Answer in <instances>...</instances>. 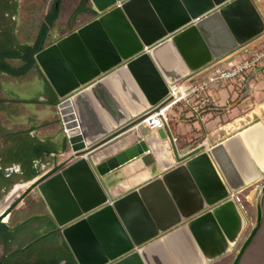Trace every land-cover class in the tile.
Returning a JSON list of instances; mask_svg holds the SVG:
<instances>
[{
    "label": "water",
    "instance_id": "95a60500",
    "mask_svg": "<svg viewBox=\"0 0 264 264\" xmlns=\"http://www.w3.org/2000/svg\"><path fill=\"white\" fill-rule=\"evenodd\" d=\"M91 0L98 18L35 55L71 150L36 189L77 264H213L247 218L230 196L264 178V122L179 156L157 130L94 165L88 155L131 130L167 85L264 33L253 0ZM140 159L161 175L110 199L97 176ZM178 164V165H175ZM231 264H238L261 221Z\"/></svg>",
    "mask_w": 264,
    "mask_h": 264
},
{
    "label": "crops",
    "instance_id": "0c3cea01",
    "mask_svg": "<svg viewBox=\"0 0 264 264\" xmlns=\"http://www.w3.org/2000/svg\"><path fill=\"white\" fill-rule=\"evenodd\" d=\"M122 1L123 0L119 2ZM253 2L257 6L258 0H253ZM257 8L259 9L262 17H264V12H262L259 7ZM78 14L80 16L83 14L86 16V18L82 20H76V16L73 20H71V22H69L70 25H68L69 28L67 30L60 31L57 27H55L50 32L49 45H52L63 37L77 31L80 27L93 21L101 15L95 9V6L91 2V0H84V2L82 1V4L80 5V12ZM59 19L56 22L57 24L60 23ZM32 75L35 76L34 79L37 81V87L46 90L48 80L40 71L39 66L38 71L32 73ZM236 87V84L229 83L223 87L211 88L207 93L209 98L207 107L202 109L197 114L193 113L187 107H176L175 109H173V113L169 115L167 126L160 127L157 129V131L161 136H164L165 134L170 138H174L175 141L173 142L172 140H170V142H172V145L174 146L178 155L182 156L199 147L200 145H205L206 148H209L258 121L264 122V78H262V80L258 79L253 82L251 86L252 88L250 90L245 89L243 91L239 87V91L237 90L238 92H236ZM243 94H245V96H242ZM16 97L19 98V96ZM23 103L29 104L30 102L27 101ZM252 103L255 105V107L252 110L248 111V104ZM46 106H50V104H47ZM54 107L56 109V106ZM256 109H258L259 113H256ZM220 110H224L222 113L229 115L231 118L225 121L223 119H220L218 121L214 120V122H211V120H213V118L217 115V112ZM48 112L50 113V111ZM210 112H213L214 116H210ZM55 114H57L56 111ZM208 122L212 123V127L210 129H208ZM50 128L51 133L44 134V136L40 140L46 141L49 146L52 147L53 152L50 154L51 160L47 162V165L53 169L54 167L58 168V165L64 162L62 161V159L58 158L63 156L64 153H68L70 148L66 135L62 132V127L60 129L57 125H55L54 127L51 126L48 128H43L41 130H47ZM140 128L136 129L133 127L131 130L123 133L122 135L112 138L107 142L97 146L88 155L91 163L97 165L126 149L129 145L133 144V132L135 130H140ZM32 129L34 130L35 128ZM145 130L147 133L153 132L147 129ZM66 144L67 150H64V146ZM152 168L153 167L146 168L140 159H134L107 173L105 176L97 177L102 187L107 192L109 198L113 200L135 190L141 185H144L150 180L161 175L160 172H155L154 170H152ZM41 177L42 175L38 174L32 180L23 183V185H25L24 190H22L17 196L21 197V195L24 193H26V195L24 196V198L20 199V202L18 203L16 208L9 214L8 220L14 214L18 215L19 217H23L31 210L33 214L30 217L36 216L38 218L29 219L26 222L22 223L23 230L21 236L18 238V243H23V241L26 240V243H24V245L21 244L22 247H24L25 245L36 239H42L41 244H39V246L37 247V251H44L43 253H45V251L47 250L48 252H53V254L51 253V255L48 253L49 256H52L56 255L55 253L58 251V244H61L62 242L66 244V242L63 239L59 228H57L55 222L53 221L48 208L46 207L43 199L36 189V186L33 187L31 185ZM260 182H264V178H262L254 185L248 187H252L253 189L250 190L247 194H244V192L248 190V188H245L236 193L234 200L240 206L244 213L246 212L245 208L252 205L250 202L252 194L258 191L259 187L257 184H259ZM27 183H29L28 186L26 185ZM244 204L247 205L245 206ZM22 220H24V218H20L17 223L20 221L22 222ZM14 224H16V222L12 223L11 225ZM58 231L60 234H58ZM30 234L32 236L31 239H27V236ZM69 252L71 253L75 263L77 264L75 257L73 256L70 249ZM213 264L216 263L214 262Z\"/></svg>",
    "mask_w": 264,
    "mask_h": 264
},
{
    "label": "rangeland",
    "instance_id": "374dc122",
    "mask_svg": "<svg viewBox=\"0 0 264 264\" xmlns=\"http://www.w3.org/2000/svg\"><path fill=\"white\" fill-rule=\"evenodd\" d=\"M80 2L81 0H62L61 13L59 19L60 23L58 24V26H56L60 31L67 30L69 28L68 26L70 25L68 23L69 16L75 12L77 7H80ZM14 3L17 6L16 13L13 10ZM50 3L51 0H11L10 10L5 14V16L9 18L12 23L15 24V28L18 32V35L22 39L23 36L21 34V31L22 32L23 31L30 32L32 30L34 31L38 25V20L40 18L39 15L46 12ZM257 7H259L261 11L264 12V0H258ZM78 13L76 14L77 16L76 20L77 19L82 20L86 18L85 15L82 14L80 16ZM34 78L35 76H33L32 74H29L23 78H18V79L9 78L5 75H0V98L9 101L8 103L0 104V145L1 144H4V146L8 145V142H10V138L12 139L16 137L17 138L25 137L26 139L27 133H25L24 131L28 129L32 130V128L35 129L33 130V132L31 131V133H29V136H33L35 138L41 139L44 136V134L51 133V128L47 130H41L43 128H46L43 127L45 123L56 121L57 122L56 125L61 129L60 118L58 114H55V111L57 113L55 107L51 105L46 106L47 104L46 105L41 104V102H44V100H46L47 98V91L37 87V81ZM262 78H264V76H262L260 80H262ZM233 84H236L237 86L236 92H238L239 85L237 83H233ZM16 96H19V98H17ZM242 96H245V94H243ZM19 99L27 100L30 103L25 104L23 102H16V103L11 102V101H17ZM47 107L49 108V110ZM254 107L255 105L253 103L248 104L247 110L248 111L252 110ZM48 111H50V113ZM223 111L222 110L218 111L217 115L213 118V120H211V122H214V120L218 121L220 119H223L225 121L231 118L229 115L222 113ZM209 115L214 116L213 112H210ZM211 124L212 123L208 122V129L212 127ZM70 153L71 150H69L68 153H64L63 156H61L58 159H62V161H65L70 157L71 155ZM49 169H51L50 166H43V167L40 166L38 168L39 171L38 174H41L42 176H46L48 174L47 171H50ZM261 183L262 182L257 184L259 188ZM37 184L35 181L31 185L34 187ZM26 185L28 186L29 183H27ZM252 189H253L252 187L248 188V190H246L244 194H247ZM256 194L257 191L254 194H252V198L250 201L252 205L246 207V212L244 214L245 217L247 218V226L238 245L232 248L231 252L228 253L226 256L215 262L216 264H231L240 245L243 243L248 233L254 227L255 219H256V202H257ZM261 210H262V219H264V197H262V201H261ZM31 237L32 236L30 234L27 236V239H31ZM25 241H23V243L21 242L18 243L17 246H19V244L24 245V243H26ZM11 249H14V246L10 247L8 250ZM43 252L44 251L40 253ZM0 253H1V249H0ZM45 253L47 254L49 253L50 255L51 253L53 254V252H48L47 250L45 251ZM22 256L25 257V259L27 260H32L33 258L37 257L35 253H30V254L25 253ZM238 264H264V220H262V224L259 229V232L255 235L251 243L248 245L247 249L243 253Z\"/></svg>",
    "mask_w": 264,
    "mask_h": 264
},
{
    "label": "trees",
    "instance_id": "16d2710c",
    "mask_svg": "<svg viewBox=\"0 0 264 264\" xmlns=\"http://www.w3.org/2000/svg\"><path fill=\"white\" fill-rule=\"evenodd\" d=\"M82 1L84 2V0H81V4ZM61 5L62 0H51V3L48 6L46 12L39 15L40 18L38 20L37 28L34 31H30L31 33L28 31H21V34L23 36V38L21 39L15 28V24L12 23L10 19L5 16V14L10 10L11 0H0V75H5L9 78L18 79L38 71V65L35 61V55L49 45L50 32L56 26H58L56 22L60 17ZM16 7L17 6L14 3L13 10L15 13ZM78 12H80V7H77L75 12L69 17L68 23L75 18ZM8 102L9 101L0 98V104ZM11 102L16 103L27 101L19 99L17 101ZM41 104H50L52 106H55L56 103L51 102L47 97L44 102H41ZM56 123V121L45 123L43 127H54ZM31 131H33V129H28L24 131L25 133H27L26 139L25 137L12 138V140H16L17 142L14 147L16 152L13 150L15 153L11 158H16L14 160L18 161L22 167H30L32 173H28L25 178L28 181L35 178L39 173L38 170L32 169L33 162L39 164L47 163L51 160L50 154L53 152L52 147H50L46 141H42L33 136H29V133H31ZM64 150H67V144L64 146ZM57 170L58 168L54 167L52 171L49 172L46 176H42L40 179H38L36 181V184L44 180L46 177L50 176L52 173H55ZM25 195L26 193L22 194L21 197H19L15 201L13 206H16V204L20 202V199L24 198ZM32 214L33 212H31V210L23 217H19L18 215L14 214L10 217L9 223L12 224L16 222L17 226L15 229H22V223L26 222L29 219L38 218L36 216L30 217ZM20 218H24V220H22V222L20 221L17 223ZM259 229L257 233L259 232ZM5 231L9 232V227L6 226V224L0 223V234ZM58 234H60L59 231ZM41 242L42 239H36L28 243L24 247L19 244V247L22 248L21 250H19V252L23 255L25 253H34L33 250H37V247L39 246V244H41ZM35 245L37 246L35 247V249H33ZM57 250V254L55 253L56 255H52L50 256V258H48L47 253L40 252L39 254L35 252L37 257L33 258V260H27L25 259V257H22L24 261L21 264H61V262L63 261L64 264H76L71 253L69 252L67 245L64 242L58 244Z\"/></svg>",
    "mask_w": 264,
    "mask_h": 264
},
{
    "label": "built area",
    "instance_id": "2783aa9c",
    "mask_svg": "<svg viewBox=\"0 0 264 264\" xmlns=\"http://www.w3.org/2000/svg\"><path fill=\"white\" fill-rule=\"evenodd\" d=\"M262 76H264V33L187 78L167 85L166 96L158 105L140 116L134 128L142 127L155 131L167 126L169 115L176 107H187L197 114L207 107L209 103L207 93L211 88L237 83L243 91L250 90L253 82ZM62 132L66 135L63 127ZM171 140L175 141L172 137ZM235 195L236 193L230 197L235 199Z\"/></svg>",
    "mask_w": 264,
    "mask_h": 264
},
{
    "label": "flooded vegetation",
    "instance_id": "af4514ba",
    "mask_svg": "<svg viewBox=\"0 0 264 264\" xmlns=\"http://www.w3.org/2000/svg\"><path fill=\"white\" fill-rule=\"evenodd\" d=\"M16 142V140L14 141L10 138V142H8V145H0V203L9 195V193L15 186L27 182L28 180L25 179L27 174L32 173L30 167H22L18 161L14 160L16 158H11L16 152L14 149ZM40 166L43 167L48 165L47 163L39 164L33 162L32 169L38 170ZM49 170L50 171H47V173L51 172L52 168ZM18 197L19 196L14 197L8 204V206L4 210H2V212L0 213V223L6 224V221L9 218V214L18 205L16 204V206H13ZM6 226L9 227L10 231H5L0 234V264H21L24 260L22 258L23 254H21L19 250H21L22 248L17 245L18 238L21 236L23 229H15L17 225H11L9 223V220L7 221ZM12 246H14V249L8 250ZM36 246L37 245H35L33 249H35ZM33 251L34 253L37 252V254H39L37 250ZM48 258H50V256H48ZM61 264H64V261Z\"/></svg>",
    "mask_w": 264,
    "mask_h": 264
},
{
    "label": "bare ground",
    "instance_id": "6f19581e",
    "mask_svg": "<svg viewBox=\"0 0 264 264\" xmlns=\"http://www.w3.org/2000/svg\"><path fill=\"white\" fill-rule=\"evenodd\" d=\"M256 113H259L258 109H256ZM25 185H17L13 188V190L9 193V195L0 203V213L4 210L11 200L16 197L23 189Z\"/></svg>",
    "mask_w": 264,
    "mask_h": 264
}]
</instances>
